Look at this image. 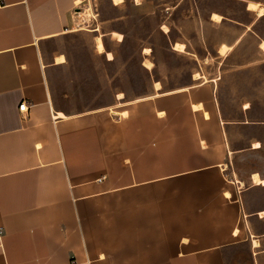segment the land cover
<instances>
[{"label": "crops", "instance_id": "crops-1", "mask_svg": "<svg viewBox=\"0 0 264 264\" xmlns=\"http://www.w3.org/2000/svg\"><path fill=\"white\" fill-rule=\"evenodd\" d=\"M84 1L2 0L0 264H225L229 246L254 248L208 103L215 78L161 92L154 80L120 112L55 107L49 67L65 60L45 46L72 32Z\"/></svg>", "mask_w": 264, "mask_h": 264}, {"label": "rangeland", "instance_id": "rangeland-1", "mask_svg": "<svg viewBox=\"0 0 264 264\" xmlns=\"http://www.w3.org/2000/svg\"><path fill=\"white\" fill-rule=\"evenodd\" d=\"M246 1L85 0L74 11L71 25L84 28L50 40L44 52L48 60L65 57L63 64L49 67L48 80L55 107L70 113L96 108L111 112L109 107L120 112L119 101L155 93L154 80H160L161 92L200 83L203 77L193 79L195 72L216 79L208 103L225 123L221 131L231 151L229 169L243 181L240 226L260 241L258 248L251 247L250 238L229 246L225 264H264V216L259 215L264 185L250 180L252 172L264 177V38L258 34L264 37V17L257 18ZM251 1L264 5V0ZM86 9L90 16L79 13ZM212 12L221 20H212ZM111 31L121 33V40L113 39ZM99 33L113 59L97 52ZM175 42L183 44V52L172 48ZM221 44L229 46L222 55ZM145 48L150 53L145 54ZM145 58L153 62L152 69L143 66Z\"/></svg>", "mask_w": 264, "mask_h": 264}, {"label": "bare ground", "instance_id": "bare-ground-1", "mask_svg": "<svg viewBox=\"0 0 264 264\" xmlns=\"http://www.w3.org/2000/svg\"><path fill=\"white\" fill-rule=\"evenodd\" d=\"M122 1H123V0H113V2H114L115 4H116V3H120V2H122ZM89 5H90V4H89ZM246 8H247V9L255 10V11H256V17H257V18L260 17V16H262V15L264 14V5H261L259 2L249 0L248 3H247ZM92 12H93V11H92ZM84 14L90 16V15H91V10H86V11L84 12ZM210 16H211V19H212V20H217V21L221 20V18H222V16H221L219 13H217V12H212ZM83 28H84L83 26L80 27V29H83ZM98 28H99V27H98ZM163 28H164L165 31L168 30L167 26H165V25H163ZM75 30H77V28L72 27V29H70V31H75ZM94 30H96V29H94ZM111 35H112L113 38H115V39H117V40H121V38H122V34L119 33V32H116V31H112V34H111ZM102 36H103L102 33H99L98 35L95 36V47H96V50H97V52L100 53V54H106V56H107L108 59H112V58H113L112 53H111L110 51L105 52L104 45H103V40H102ZM172 48H173L174 50H177V51H181V52L184 51L183 44H182V43H179V42H175V43H173ZM228 48H229L228 45H226V44H221V45L219 46V48H218V53L222 55V54H224V53L226 52V50H227ZM260 48H262L263 51H264V40H261V41H260ZM144 53H145V54L150 53V49L145 48V49H144ZM64 60H65V57H64V55H62V54H59V55H56V56H55V62H57V63L63 62ZM142 64H143V66H145L147 69H152L153 66H154L153 62L150 61L149 59H146V58L143 60ZM200 77H203V79H202V83L207 82V78H206L205 76L200 75V73L195 72V73L193 74V78H194V79H198V78H200ZM214 80H216V79H214ZM159 86H160V84H159L158 82H155V83H154V87H155L156 89H158ZM122 97H123V93H122V92H119V93L117 94V98H122ZM201 106H202L201 104H193V107H194V108H198V107H201ZM110 109H111V112H115V111H112V108H110ZM126 112H127V111H126ZM126 112H125V111H122L120 114L126 115ZM59 115H60V116H63L62 113H59ZM258 146H259V145H258L257 143H253V147H254V148H256V147H258ZM250 180H251V183H252L253 185H264V178H262V177L258 174V172H252V173H250ZM242 183H243V182H242ZM242 185H243V184H242ZM260 214L263 215V214H264V210H262V211L260 212ZM238 232H239V229H236V230H235V233L237 234ZM251 243H252V246H253L254 248H255V247H258V246L260 245L259 240H258L257 238H255V237L252 238Z\"/></svg>", "mask_w": 264, "mask_h": 264}, {"label": "built area", "instance_id": "built-area-1", "mask_svg": "<svg viewBox=\"0 0 264 264\" xmlns=\"http://www.w3.org/2000/svg\"><path fill=\"white\" fill-rule=\"evenodd\" d=\"M2 6V0H0V7ZM43 67V65H42ZM29 107L30 105L28 104V102L26 100H22L18 106V110L20 111L21 114H24V113H28V110H29ZM53 117H56V114L53 116ZM242 186L239 185V187H237V190H240ZM2 232V228L0 227V234Z\"/></svg>", "mask_w": 264, "mask_h": 264}, {"label": "trees", "instance_id": "trees-1", "mask_svg": "<svg viewBox=\"0 0 264 264\" xmlns=\"http://www.w3.org/2000/svg\"><path fill=\"white\" fill-rule=\"evenodd\" d=\"M261 17H264V14L261 16ZM258 34H259V36L261 37V38H264L263 36H262V34L258 31ZM106 50H107V48H105Z\"/></svg>", "mask_w": 264, "mask_h": 264}, {"label": "water", "instance_id": "water-1", "mask_svg": "<svg viewBox=\"0 0 264 264\" xmlns=\"http://www.w3.org/2000/svg\"><path fill=\"white\" fill-rule=\"evenodd\" d=\"M244 1H246V0H244ZM247 2V1H246ZM247 6V5H246Z\"/></svg>", "mask_w": 264, "mask_h": 264}]
</instances>
